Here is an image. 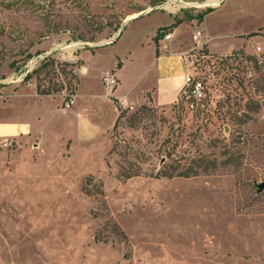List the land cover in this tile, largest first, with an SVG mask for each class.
Listing matches in <instances>:
<instances>
[{
    "label": "rangeland",
    "instance_id": "obj_1",
    "mask_svg": "<svg viewBox=\"0 0 264 264\" xmlns=\"http://www.w3.org/2000/svg\"><path fill=\"white\" fill-rule=\"evenodd\" d=\"M206 1L0 0V121L34 133L0 137V264H264V59L250 46L264 29L192 59L205 93L194 110L117 105L115 117L98 80V46L129 19L197 20ZM162 18L136 19L126 40ZM257 24L264 3L225 0L199 29L218 52ZM195 30L180 32L193 43ZM45 58L59 65L22 82ZM37 83L61 88L38 97ZM168 168L188 177L157 174Z\"/></svg>",
    "mask_w": 264,
    "mask_h": 264
},
{
    "label": "crops",
    "instance_id": "obj_2",
    "mask_svg": "<svg viewBox=\"0 0 264 264\" xmlns=\"http://www.w3.org/2000/svg\"><path fill=\"white\" fill-rule=\"evenodd\" d=\"M228 1L231 2V0ZM252 2L264 3V0H252ZM224 3L225 0H218L216 5L211 6L212 10L202 16L201 21L198 20V16L197 20L191 18L189 21H185L183 15L173 16L158 9L129 19L115 36L98 46V63L109 62L107 66L101 69L99 75L98 80L101 88L104 89L101 84V77L105 73H112L118 82L117 86L109 92L111 98L107 101L111 102L114 107L113 100H116L123 108H137L147 105L160 111H167L177 104L184 85V67L181 56L193 47V43L184 38V34L182 35L180 31L182 28L186 30V27H194L196 30H200L199 28L205 18L211 12L220 9ZM154 13L159 14L161 18L163 17V20L154 25L149 32L138 35L128 42L126 30L131 23ZM164 28H167L164 34L169 33L170 39L164 40L163 34L161 38L156 40L158 32ZM261 29H264V24H257L248 31L229 36L224 49L218 52L211 49V40L204 34V30L202 33L207 36L206 49L211 52L210 54L226 55L243 48L245 42L252 41L248 36ZM244 37H247L248 40L245 41ZM144 55L146 58L143 57ZM106 98V94H104V99ZM115 110L116 117V107ZM24 135H34L27 123L10 120L0 121V137L15 138Z\"/></svg>",
    "mask_w": 264,
    "mask_h": 264
},
{
    "label": "built area",
    "instance_id": "obj_3",
    "mask_svg": "<svg viewBox=\"0 0 264 264\" xmlns=\"http://www.w3.org/2000/svg\"><path fill=\"white\" fill-rule=\"evenodd\" d=\"M164 40L170 39V34L166 33L163 36ZM193 47L181 56L182 64L184 67V85L180 93V100L184 107L188 110H194L196 105L201 102L204 97V86L201 78L196 73L197 68L194 61L201 60L202 58H211L212 56L206 52L207 38L201 30H195L192 34ZM252 56L256 64H261L264 59V43L251 42ZM194 61H193V60ZM34 66V64L32 65ZM28 74V71H26ZM249 75L250 72H249ZM101 84L107 92H111L118 84L115 76L112 73H105L101 77ZM11 145L7 138L0 140V147L6 148Z\"/></svg>",
    "mask_w": 264,
    "mask_h": 264
},
{
    "label": "trees",
    "instance_id": "obj_4",
    "mask_svg": "<svg viewBox=\"0 0 264 264\" xmlns=\"http://www.w3.org/2000/svg\"><path fill=\"white\" fill-rule=\"evenodd\" d=\"M210 11H207L206 13H208ZM204 13V14H206ZM200 15L198 16V20L201 21L202 16L204 15ZM177 24H179V22H177ZM169 29V28H168ZM167 30V28L161 29L157 36H156V40L161 38L162 35L164 34V32ZM256 34H250L248 37H252L255 36ZM59 64L56 63L54 60H50V59H44L43 62L40 64V66L36 69L33 70L31 72V74H26L23 81L22 82H27L28 80H30L32 78L33 74H38L39 72H41V70L46 69L48 67H57ZM65 67H69V68H73L72 64H64ZM119 67V64H118ZM73 72H69L70 76L72 79H74V88L70 90L69 95L67 98H64L63 103H62V108H65V106H67V102H69V97L73 96L75 93V90L77 88V84H78V80L77 78L72 74ZM61 88L60 86H58L57 84H53L52 86H49L47 89L42 88L38 83L36 84V95L38 97H54L57 93H58V89ZM115 107L117 109V111H119V107L117 105H119V103L116 100H113ZM120 117V114L117 117V121ZM115 126V125H114ZM174 168H168V170H163V171H159L157 174H160V176L162 177H166V178H174V177H188L187 174H184L182 172H178L175 173L174 172ZM196 174H193V176H196Z\"/></svg>",
    "mask_w": 264,
    "mask_h": 264
},
{
    "label": "bare ground",
    "instance_id": "obj_5",
    "mask_svg": "<svg viewBox=\"0 0 264 264\" xmlns=\"http://www.w3.org/2000/svg\"><path fill=\"white\" fill-rule=\"evenodd\" d=\"M218 3V0H207L204 4L207 6H214Z\"/></svg>",
    "mask_w": 264,
    "mask_h": 264
},
{
    "label": "water",
    "instance_id": "obj_6",
    "mask_svg": "<svg viewBox=\"0 0 264 264\" xmlns=\"http://www.w3.org/2000/svg\"><path fill=\"white\" fill-rule=\"evenodd\" d=\"M256 187H257L258 193L263 192L264 191V181L262 183L258 184Z\"/></svg>",
    "mask_w": 264,
    "mask_h": 264
}]
</instances>
